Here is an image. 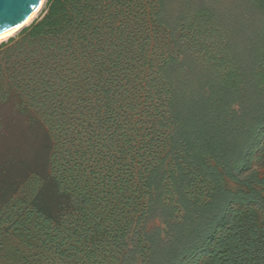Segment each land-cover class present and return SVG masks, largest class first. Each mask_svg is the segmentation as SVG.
<instances>
[{
	"label": "trees",
	"instance_id": "trees-1",
	"mask_svg": "<svg viewBox=\"0 0 264 264\" xmlns=\"http://www.w3.org/2000/svg\"><path fill=\"white\" fill-rule=\"evenodd\" d=\"M227 1L50 0L0 44V110L46 129L33 184L58 201L3 200L0 252L15 234L18 264H264V174L244 175L264 169V0Z\"/></svg>",
	"mask_w": 264,
	"mask_h": 264
},
{
	"label": "rangeland",
	"instance_id": "rangeland-1",
	"mask_svg": "<svg viewBox=\"0 0 264 264\" xmlns=\"http://www.w3.org/2000/svg\"><path fill=\"white\" fill-rule=\"evenodd\" d=\"M49 1L45 2L38 17L27 27L44 16ZM240 1L228 0L227 2L239 5L241 4ZM242 10H246V8ZM23 30L18 32L13 38H16ZM0 117V186L4 193L6 192L4 199L0 193V206L3 200L13 197L32 201L36 196L39 206L47 212H54L58 204L57 199H53L55 196L54 186L47 181L38 192L43 182L40 183L39 188L37 187L38 189L33 184L34 175L42 174L48 168L47 160L51 141L46 129L38 120L35 121L31 120L30 117L22 116L11 107L2 108ZM259 155L257 154L256 156ZM255 171L260 172L261 175L264 174V169L260 167L256 159L253 161L251 171L245 172L244 175L248 176ZM227 185L231 190L237 189L236 184L232 182H228ZM263 219L264 214L260 213L259 220L262 221ZM156 228L164 230L165 226L162 219L154 218L149 221L147 230L153 231ZM2 239L4 245L2 252H0V264H18V260L14 259L13 255L15 254V248L21 250L27 248L24 245V241L15 234L7 235Z\"/></svg>",
	"mask_w": 264,
	"mask_h": 264
},
{
	"label": "water",
	"instance_id": "water-1",
	"mask_svg": "<svg viewBox=\"0 0 264 264\" xmlns=\"http://www.w3.org/2000/svg\"><path fill=\"white\" fill-rule=\"evenodd\" d=\"M41 2L42 0H0V34L24 23Z\"/></svg>",
	"mask_w": 264,
	"mask_h": 264
},
{
	"label": "bare ground",
	"instance_id": "bare-ground-1",
	"mask_svg": "<svg viewBox=\"0 0 264 264\" xmlns=\"http://www.w3.org/2000/svg\"><path fill=\"white\" fill-rule=\"evenodd\" d=\"M47 0H42V2L40 3L39 7L37 8V10L21 25L0 34V43L6 42L8 41L10 38H13L18 32H20L24 27L30 25L40 14V12L43 9V6L45 5V2Z\"/></svg>",
	"mask_w": 264,
	"mask_h": 264
}]
</instances>
